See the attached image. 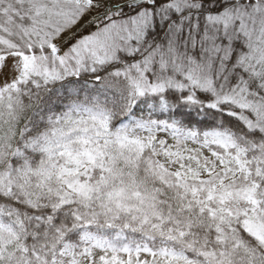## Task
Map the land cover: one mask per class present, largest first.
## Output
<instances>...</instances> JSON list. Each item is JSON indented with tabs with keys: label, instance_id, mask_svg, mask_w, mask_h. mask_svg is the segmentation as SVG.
<instances>
[{
	"label": "snow or ice",
	"instance_id": "snow-or-ice-1",
	"mask_svg": "<svg viewBox=\"0 0 264 264\" xmlns=\"http://www.w3.org/2000/svg\"><path fill=\"white\" fill-rule=\"evenodd\" d=\"M0 264H264V0H0Z\"/></svg>",
	"mask_w": 264,
	"mask_h": 264
}]
</instances>
